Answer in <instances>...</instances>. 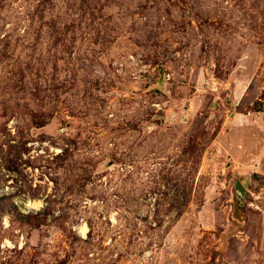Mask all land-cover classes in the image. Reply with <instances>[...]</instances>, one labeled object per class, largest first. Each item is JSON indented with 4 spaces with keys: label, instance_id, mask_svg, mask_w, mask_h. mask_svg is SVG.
Wrapping results in <instances>:
<instances>
[{
    "label": "rangeland",
    "instance_id": "374dc122",
    "mask_svg": "<svg viewBox=\"0 0 264 264\" xmlns=\"http://www.w3.org/2000/svg\"><path fill=\"white\" fill-rule=\"evenodd\" d=\"M0 264H264V0H0Z\"/></svg>",
    "mask_w": 264,
    "mask_h": 264
},
{
    "label": "built area",
    "instance_id": "2783aa9c",
    "mask_svg": "<svg viewBox=\"0 0 264 264\" xmlns=\"http://www.w3.org/2000/svg\"><path fill=\"white\" fill-rule=\"evenodd\" d=\"M140 57V56H139ZM131 57L132 61L136 64L135 70L132 72L133 79H139L144 77L147 83H153V79L156 78L157 67L150 62L143 61L140 57ZM124 64L117 66V68L123 71ZM153 106L160 108V103H153ZM5 248V245H2ZM15 247V245H14Z\"/></svg>",
    "mask_w": 264,
    "mask_h": 264
},
{
    "label": "bare ground",
    "instance_id": "6f19581e",
    "mask_svg": "<svg viewBox=\"0 0 264 264\" xmlns=\"http://www.w3.org/2000/svg\"><path fill=\"white\" fill-rule=\"evenodd\" d=\"M41 204H42V201H35V202H30L28 205L29 206H37V207H39ZM87 230H88L87 225H83L81 227V231H82L83 234H86ZM7 242H9V241L7 240Z\"/></svg>",
    "mask_w": 264,
    "mask_h": 264
}]
</instances>
